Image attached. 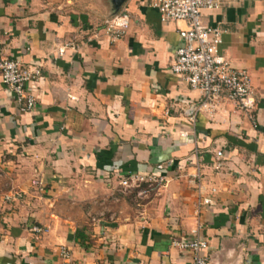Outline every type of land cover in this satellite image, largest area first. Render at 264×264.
<instances>
[{
    "label": "crops",
    "instance_id": "0c3cea01",
    "mask_svg": "<svg viewBox=\"0 0 264 264\" xmlns=\"http://www.w3.org/2000/svg\"><path fill=\"white\" fill-rule=\"evenodd\" d=\"M222 2L204 21L250 74L257 127L227 99L195 113L202 94L170 69L186 25L150 0H0L5 56L42 69L31 112L0 76V264H64L63 249L75 264H191L174 242L198 223L208 264H264V0ZM124 13L131 28L112 43L101 26ZM163 163L160 193L120 191V176ZM200 183L214 204L198 214Z\"/></svg>",
    "mask_w": 264,
    "mask_h": 264
},
{
    "label": "built area",
    "instance_id": "2783aa9c",
    "mask_svg": "<svg viewBox=\"0 0 264 264\" xmlns=\"http://www.w3.org/2000/svg\"><path fill=\"white\" fill-rule=\"evenodd\" d=\"M150 7L159 13L164 23L176 22L186 25L179 31L183 46L177 50L170 69L192 89L202 94V102L194 108L195 113L213 116L221 101L227 99L236 103L257 127L258 119L255 114L257 101L251 76L246 70L234 68L222 55L224 32L207 25L203 18L204 11L221 9L222 0H150ZM130 28L131 18L124 13L104 20L101 32L112 43H116L127 35ZM69 47L70 45H66L60 49L59 55L64 56ZM0 76L4 85L15 93L22 111L31 112L36 108V100L27 94L26 88L28 84L42 76L41 68H26L20 62L7 58L0 44ZM222 157L223 153L219 152L218 158ZM169 166L164 163L158 165V173H127L120 176V191L137 202L149 199L151 195L158 194L167 187L169 180L166 173ZM196 177L200 179V172ZM198 190L201 201L197 212L200 214L203 206H213L214 203L210 197H205L201 183ZM215 192L213 189L212 193ZM20 198L22 195L17 194L8 197L7 201ZM201 229L202 225L198 223L194 238L174 242L181 251H190L194 254L191 264H208L205 253L209 247L199 238ZM33 232L42 234L45 229L34 227ZM61 257L64 264H75L68 249H63Z\"/></svg>",
    "mask_w": 264,
    "mask_h": 264
},
{
    "label": "water",
    "instance_id": "95a60500",
    "mask_svg": "<svg viewBox=\"0 0 264 264\" xmlns=\"http://www.w3.org/2000/svg\"><path fill=\"white\" fill-rule=\"evenodd\" d=\"M118 1H119V4H118V6H120L123 0H118Z\"/></svg>",
    "mask_w": 264,
    "mask_h": 264
},
{
    "label": "rangeland",
    "instance_id": "374dc122",
    "mask_svg": "<svg viewBox=\"0 0 264 264\" xmlns=\"http://www.w3.org/2000/svg\"><path fill=\"white\" fill-rule=\"evenodd\" d=\"M204 18V17H203Z\"/></svg>",
    "mask_w": 264,
    "mask_h": 264
}]
</instances>
